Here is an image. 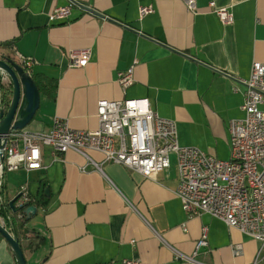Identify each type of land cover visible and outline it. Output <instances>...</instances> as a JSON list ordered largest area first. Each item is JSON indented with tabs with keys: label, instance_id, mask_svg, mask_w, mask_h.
<instances>
[{
	"label": "crops",
	"instance_id": "1",
	"mask_svg": "<svg viewBox=\"0 0 264 264\" xmlns=\"http://www.w3.org/2000/svg\"><path fill=\"white\" fill-rule=\"evenodd\" d=\"M73 1L105 18L68 0H0V45L15 42V62L20 64L19 57L33 61L31 74L55 84L53 99L40 95L38 111L24 130L47 132L57 117L72 130L95 131L98 101L146 99L159 117L175 123L179 146L229 160L228 123L244 117L242 82L253 62L264 64V0H196L195 15L181 0ZM210 2L228 9L233 24L223 26ZM68 6L67 20H49L55 9ZM149 6L153 12L138 20L139 9ZM82 49L89 51L87 65L68 67V54ZM0 53L8 51L0 48ZM130 67L133 83L122 92L116 75ZM88 156L100 171L87 166L81 173L83 157L67 152L53 159L44 148L43 169L4 174L6 204L22 189L45 202L24 226L39 241L32 249L28 241L21 243L26 264H121L125 259L195 264L176 261L171 249L192 257L202 227H207V247L196 262L255 261L259 242L208 215L186 218L174 195V156L154 179L103 163L98 153ZM235 244L242 246L237 258L231 254ZM0 264H15L1 236Z\"/></svg>",
	"mask_w": 264,
	"mask_h": 264
},
{
	"label": "built area",
	"instance_id": "2",
	"mask_svg": "<svg viewBox=\"0 0 264 264\" xmlns=\"http://www.w3.org/2000/svg\"><path fill=\"white\" fill-rule=\"evenodd\" d=\"M187 13H197L196 0H181ZM209 9L223 26L233 24V16L226 8ZM71 7H60L49 16L50 21H64L70 16ZM153 9L141 7L138 20L150 15ZM89 61L88 49L71 51L68 67L84 68ZM21 67L30 72L33 61L19 57ZM116 81L122 92L133 83V67L118 72ZM246 88L240 110L243 119L228 123L229 160L217 158L195 149L181 147L177 141L176 125L163 119L151 109L146 99L101 100L96 104L97 129L77 131L65 121L55 117L47 132L30 133L11 131L5 138L3 162L0 167V209L6 205L3 177L8 172L23 169L39 171L42 166V149L56 155L74 152L87 163L79 170L87 172V166L100 171V166L88 156L89 152L101 155L103 163L120 165L145 179H154L169 168L170 156H174L177 187L174 195L188 220L208 215L221 221L226 227L237 230L260 243V249L252 264H264V64L253 62L249 78L242 82ZM23 204L28 198L21 191ZM0 224L5 219L0 216ZM184 229V227H182ZM207 247V227H202L192 257L173 249L176 261L195 263L194 257ZM234 258L242 255V246H231ZM121 264H141L139 259H125Z\"/></svg>",
	"mask_w": 264,
	"mask_h": 264
},
{
	"label": "water",
	"instance_id": "3",
	"mask_svg": "<svg viewBox=\"0 0 264 264\" xmlns=\"http://www.w3.org/2000/svg\"><path fill=\"white\" fill-rule=\"evenodd\" d=\"M69 3L87 13L94 16L105 18L103 15L87 8L79 3L68 0ZM0 74L6 76L11 85V97L7 104L2 103L0 107V167L3 162V150L5 147V138L11 131H22L33 120L39 108L40 94L32 81L31 76L26 72L20 64L12 60L0 59ZM47 189L44 190V196L47 197ZM27 200L22 205L17 206V203L22 200L21 193H18L14 198L5 205L10 212L18 216L23 222L28 223L36 216L38 207L29 205ZM31 199V198H30ZM9 219L7 218L8 221ZM0 236L7 243L15 264H26L22 248L16 237L5 226L0 224Z\"/></svg>",
	"mask_w": 264,
	"mask_h": 264
},
{
	"label": "trees",
	"instance_id": "4",
	"mask_svg": "<svg viewBox=\"0 0 264 264\" xmlns=\"http://www.w3.org/2000/svg\"><path fill=\"white\" fill-rule=\"evenodd\" d=\"M14 44L15 42H9V43L0 45L1 49H5L8 51V53H0L1 60H12L15 62L14 58L11 57L14 52L13 51ZM29 75L31 76L32 81L34 82L39 94L48 96L50 99H53L55 84L43 76L32 75L31 72H29ZM10 91H11V85H8V87H3L0 85V92H2V95H3L2 103L7 104L9 102L10 94H11ZM6 92H7V95L4 98ZM27 203L29 205H35L37 207H43L45 205V202H42V201L37 202L30 198L27 201ZM0 216H2L5 220H7V218L10 220V223L9 224L7 223L6 226L9 227V231L16 237L20 246L23 241H28L30 243V249L38 245L39 241H37L38 238L36 234L25 229L24 228L25 222H23L21 219H18L17 215L12 214L8 207L4 206L0 209Z\"/></svg>",
	"mask_w": 264,
	"mask_h": 264
},
{
	"label": "rangeland",
	"instance_id": "5",
	"mask_svg": "<svg viewBox=\"0 0 264 264\" xmlns=\"http://www.w3.org/2000/svg\"><path fill=\"white\" fill-rule=\"evenodd\" d=\"M4 77V75H1V78H3ZM6 77V76H5ZM1 78H0V85L1 86H3V87H8V85H10V83H9V80H7V82L6 81H4V82H2V80H1ZM7 78V77H6ZM8 79V78H7ZM172 157V155L170 156V158Z\"/></svg>",
	"mask_w": 264,
	"mask_h": 264
}]
</instances>
